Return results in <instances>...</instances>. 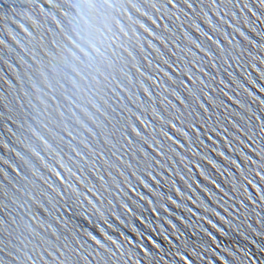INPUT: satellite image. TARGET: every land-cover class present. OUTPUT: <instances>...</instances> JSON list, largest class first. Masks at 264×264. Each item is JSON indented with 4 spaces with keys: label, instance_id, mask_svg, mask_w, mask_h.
Returning a JSON list of instances; mask_svg holds the SVG:
<instances>
[{
    "label": "water",
    "instance_id": "water-1",
    "mask_svg": "<svg viewBox=\"0 0 264 264\" xmlns=\"http://www.w3.org/2000/svg\"><path fill=\"white\" fill-rule=\"evenodd\" d=\"M0 264H264V0H0Z\"/></svg>",
    "mask_w": 264,
    "mask_h": 264
}]
</instances>
